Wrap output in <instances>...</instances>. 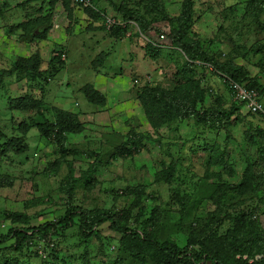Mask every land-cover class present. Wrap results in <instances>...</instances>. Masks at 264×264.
<instances>
[{"label": "rangeland", "instance_id": "rangeland-1", "mask_svg": "<svg viewBox=\"0 0 264 264\" xmlns=\"http://www.w3.org/2000/svg\"><path fill=\"white\" fill-rule=\"evenodd\" d=\"M7 1L0 0V239L23 226L16 215L27 216L35 229L75 206L90 220L113 213L122 230L115 232L109 223L90 236L78 225L53 230L42 241L45 259L27 250L14 253L13 242L2 244L0 264H136L133 256L146 254L147 248L128 234L144 236V223L153 213L149 234L154 241L187 246L193 237L224 245L227 253L250 264L264 263V246L253 243L252 250L244 237L230 232L238 224L237 230L243 232L245 226L249 232L257 218L264 229V115L245 117L248 110L243 108L240 120L233 115L230 126L217 124L214 132L210 125L196 124L197 116L155 128L149 119L155 111L152 101L149 116L146 111L150 92L165 96L164 104L173 107L190 96L198 111H225L232 102L222 76L188 65L186 49L169 38L179 31L184 0H103L97 4L105 14L99 21L88 15L94 0L89 8L57 0L53 9L50 0H16L11 6ZM251 3L194 0L185 42L198 43L221 65L244 69L264 87V32ZM255 5L263 21L264 0ZM126 12L139 15L150 31L142 32L138 25L127 26L125 35L107 29L105 18L125 24ZM47 28L46 38L40 39ZM201 77L210 89L205 95ZM92 90L101 92L105 104L89 101ZM60 112L82 126L66 135L65 154L58 142L40 134L43 123L58 121ZM151 119L159 122L153 113ZM12 140L22 141L17 146L23 151ZM216 153L224 155L219 165L212 164ZM90 168L93 173L84 179L82 173ZM73 173L84 179L76 189L70 181ZM161 173L165 178L158 181ZM65 186L74 196L71 203ZM137 189L143 191V205H138Z\"/></svg>", "mask_w": 264, "mask_h": 264}, {"label": "trees", "instance_id": "trees-1", "mask_svg": "<svg viewBox=\"0 0 264 264\" xmlns=\"http://www.w3.org/2000/svg\"><path fill=\"white\" fill-rule=\"evenodd\" d=\"M103 0H94L95 8L92 7L90 9L88 15L90 18L99 21L104 18V15L102 11H99L97 8V4L102 2ZM108 1V0H106ZM16 0H13L12 3L7 1V5L11 6L14 5ZM50 5L52 9L54 8L57 0H50ZM251 8L252 12L254 13V17L256 20V24L261 32H264V20L261 21L258 17L256 7L257 0H251ZM183 19L180 27L178 28L179 31L175 32L173 36L169 35V38L173 40L178 46L180 45V48L183 50L186 49L187 54L186 57L188 58V65H192L193 67L199 69L202 68H209L212 71H215L219 75L222 76L224 81L227 83L230 93H232V90L230 88L229 81H233L235 83L245 85L249 89L257 90L260 94L261 100L263 101L264 98V87L260 84V81L257 77L250 78L249 74L242 68H232L227 65H221L218 63V61L206 53H203L200 45L197 43L196 45H189L186 44L185 39L188 37L189 30L191 28V23L194 16V0H184V9H183ZM123 20L125 22H134L140 30L143 32V30L150 31V26L143 20L139 15L126 12L123 14ZM117 20V19H116ZM118 21V20H117ZM130 27V25H127ZM122 27V26H115L111 30H115L120 32V34L125 35L127 32L128 27ZM38 27V26H37ZM51 29H46V31L40 36V39L46 38L48 32ZM158 33H161L159 30ZM264 48V47H263ZM153 50H159L156 48H152ZM37 61L40 63V58L37 56ZM35 71V68H33ZM37 71V69H36ZM36 75V72H35ZM34 75V76H35ZM201 85L203 77L200 78ZM202 94H207V92H210V89L207 85L200 86ZM153 92H150L148 95V99L145 103L146 105V111L147 114L150 109V101L154 103L155 111H150L149 119L152 121L151 124L154 125V127H160L161 125H164L170 121L176 120L177 118L179 120L183 121H189L192 117L197 116L196 124L200 126H211L210 129L215 131H218L217 124H220V128H227L230 126V120L233 115H237V119L240 120V114L241 110L244 107V104L237 103L233 101L229 106L228 109L225 111H219L218 107H212L210 110L207 111H198V102L190 96L185 99L184 102L178 103L177 107H173L170 102L168 105L164 104L162 97H165L162 95L160 97L159 95H156L154 93V96L152 94ZM88 97L90 98L89 101H91L94 104H105V98L104 96L99 93L96 90H92L90 94H88ZM199 101H202L201 98H198ZM194 100V102H192ZM25 106V105H24ZM27 108V106L23 107L22 109ZM158 112V114H156ZM202 112V113H200ZM153 116L158 118L159 122L153 121ZM175 113L179 116H175ZM200 113V114H199ZM256 117L255 114H252L250 112H247L246 116ZM222 121H224V125L222 124ZM225 126V127H224ZM80 121L67 113L60 112L58 121H55L54 123H51L50 125L46 122L43 123V127L41 126L40 134L44 135L46 138H50L55 140L59 143L61 146V149L63 153L65 154L66 147L64 140L66 139V135L68 133H78L81 129ZM20 128H23L21 126ZM25 132L29 131V126H26L24 128ZM0 137H3V135L0 133ZM253 139V138H252ZM22 141L12 140V145H21ZM15 146V147H16ZM19 147V146H17ZM20 151H23V148L19 147ZM217 148V147H215ZM218 149V148H217ZM123 150L129 154V150L127 147H123ZM212 160L216 159L212 162V164H221L224 159V155H221L217 157V153L213 154L211 156ZM99 165V161L96 162L94 165L91 166V168H95ZM162 166H165L164 163H162ZM175 164L171 163L169 165L170 169L174 170ZM256 166V164H255ZM89 169V171H86L82 173V176L84 179H88L90 177V173H93L92 169ZM72 169V167L70 168ZM252 173H256L255 167L252 170ZM165 178V176L161 173L158 177V181L160 179ZM70 179V178H69ZM84 179H77L71 174L70 181H74L75 185L72 186V188L76 189V185L79 181ZM69 189V188H68ZM66 189V186L64 188L65 193L69 194V202H73L74 196L69 192V190ZM137 199H138V205L141 204L140 198L143 195V191L141 189H137ZM227 195H224V198H226ZM220 199H222L220 197ZM71 208V207H70ZM115 215L110 212H103L97 216L96 219L90 220L88 217V213L81 209L80 207H72V209L67 210L65 213L60 214L57 216L56 219H54V222L44 223L40 225L39 227L31 228L29 227V221L28 217L24 215H16V220L18 222H21L23 225L22 227L12 228L5 236H2L0 239V246L2 244H9L11 242L12 245H10V249H13L14 253L18 254H24V252L27 250L29 253L34 254L36 257L40 254V250L44 251L45 248L42 241L45 243L46 238L48 237V234L51 233L53 230H65L67 228H70L73 225H78L82 232H85L87 236H90V233L95 229L103 226L105 223H109L111 227L117 231H121V222H117L115 220ZM219 218H215V222L218 221ZM154 220H155V213L150 217V219L144 223L145 227L144 229H147L146 234L144 233V236H140L139 233L131 231L128 235L132 239L133 242L137 244H143L146 246L147 251L146 254L142 253L137 256H133V260L136 262V264H250L247 260L241 258H237L235 255H230L226 252V248L224 245L216 246L212 245L211 243H205V242H197L196 239L191 237L188 238V244L187 246H181L178 242H159L158 240H152L151 235L149 232L151 231V228L154 226ZM213 223H210L209 225L204 226V230H209L211 228ZM238 226L233 229L231 234L233 233L236 238H238L240 235L244 240V245H251V249L254 250L253 243H259L260 245L264 246V229L261 227V224L257 218V221L253 223L250 226L249 232L245 233V226L244 231L237 230ZM127 230H124V233H126ZM191 245H198L200 247L199 250H193ZM12 247V248H11ZM263 248L256 250V253L262 250ZM48 251V249H46ZM52 260H56V257L54 255H51ZM14 262V261H10ZM62 263V262H61ZM42 264H47L44 262ZM55 264V263H51ZM64 264V263H62ZM258 264V263H256ZM264 264V263H259Z\"/></svg>", "mask_w": 264, "mask_h": 264}, {"label": "built area", "instance_id": "built-area-1", "mask_svg": "<svg viewBox=\"0 0 264 264\" xmlns=\"http://www.w3.org/2000/svg\"><path fill=\"white\" fill-rule=\"evenodd\" d=\"M75 3L77 5L83 6V7H90L89 0H75ZM105 26L107 29L111 30L115 26H122L123 28L127 25H130L131 27H136L137 25L134 22H124L117 21L113 18H105ZM230 88L232 90L231 97L233 101L237 103L244 104V107L248 110V112L255 114V115H264V104L261 100L260 94L257 90L249 89L245 85H241L238 83H235L233 81H229ZM44 251L40 250V254L42 256ZM47 256L43 257L42 259H45Z\"/></svg>", "mask_w": 264, "mask_h": 264}, {"label": "crops", "instance_id": "crops-1", "mask_svg": "<svg viewBox=\"0 0 264 264\" xmlns=\"http://www.w3.org/2000/svg\"><path fill=\"white\" fill-rule=\"evenodd\" d=\"M65 12V11H64ZM96 39V38H95ZM98 92H100V91H98ZM101 93V92H100Z\"/></svg>", "mask_w": 264, "mask_h": 264}]
</instances>
